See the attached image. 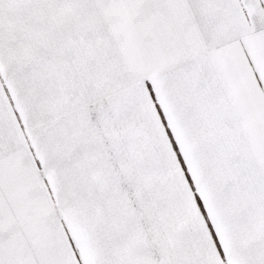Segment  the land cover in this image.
<instances>
[{
  "label": "snow or ice",
  "instance_id": "obj_1",
  "mask_svg": "<svg viewBox=\"0 0 264 264\" xmlns=\"http://www.w3.org/2000/svg\"><path fill=\"white\" fill-rule=\"evenodd\" d=\"M0 264H264V0H0Z\"/></svg>",
  "mask_w": 264,
  "mask_h": 264
}]
</instances>
